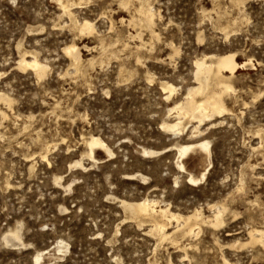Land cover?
Returning a JSON list of instances; mask_svg holds the SVG:
<instances>
[{
  "label": "rangeland",
  "instance_id": "374dc122",
  "mask_svg": "<svg viewBox=\"0 0 264 264\" xmlns=\"http://www.w3.org/2000/svg\"><path fill=\"white\" fill-rule=\"evenodd\" d=\"M69 1L75 17L93 21L103 37L102 65L86 63L98 59L100 36H78L59 0H0V91L12 99L0 102V264H264V247L246 243L251 227L264 228V0H147L157 36L143 30V49L128 36L137 27L120 21L138 16V0ZM72 40L97 46L81 50L84 74L62 51ZM171 45L178 49L172 57ZM32 50L47 65L41 78L18 67L20 54ZM228 51L246 63L223 94L228 111L202 123L195 137L196 122L185 120L179 134L162 128L167 108L195 84L194 60ZM165 81L176 88L168 99ZM90 134L113 154L97 149L96 162L84 155ZM202 138L210 140L211 162L190 154L187 169L205 175L188 181L173 144ZM81 158L83 168L70 166ZM142 197L184 215L200 208L210 216L212 204L227 209L221 226L201 224L177 246L125 216L119 200ZM15 228L24 244L12 247L2 234ZM37 252L43 257L35 262Z\"/></svg>",
  "mask_w": 264,
  "mask_h": 264
},
{
  "label": "bare ground",
  "instance_id": "6f19581e",
  "mask_svg": "<svg viewBox=\"0 0 264 264\" xmlns=\"http://www.w3.org/2000/svg\"><path fill=\"white\" fill-rule=\"evenodd\" d=\"M59 1L62 7L63 14L68 16L69 21L72 27L75 28L76 34L78 36H90L93 34L100 36L98 43V59L92 56L87 59L86 63L91 67H93L96 62H98L99 65H102L106 55L105 51L109 49H107V45H105L103 37L99 35L94 22L87 18H83L81 20L77 19L72 9L70 8L73 3L69 0ZM118 1L120 4L125 6L129 0ZM138 1L139 5L135 7V11L138 12V16L132 15L127 20L120 18V21L122 23L126 22V25L137 27L136 32L129 33L128 36L132 39H138L140 41V44L136 46L137 49H140L148 45L149 43V41L143 38V30H147L149 32L150 39L154 36H157V33H155L153 29L154 20L156 18L155 11L152 9V6H149L147 0ZM220 14L221 13H218V16H220ZM112 27L113 24L111 22L110 28ZM227 27H229L228 24ZM122 45L126 48L128 46V43L123 41ZM83 48L86 50H91L93 48H97V46H89L87 44H82L81 46H79V44L75 40H72L69 44H65L62 47V51L65 56L69 59V64L72 66V69L75 73H85L83 71V62L85 61H83L81 55V50ZM32 52L33 50L30 54L32 56H29V54L26 55L27 51L20 54L19 60L17 62L18 67L30 68L37 78H41L46 73L47 65L42 63L41 60L39 61L36 56L37 54L33 55ZM176 53H178L177 47L171 45V52L169 56L172 57ZM137 60H140V56H137ZM193 64V81L195 82L194 86L187 87L186 92L182 95V97L179 100H175L173 105L167 108V118L163 119L161 122V127L171 131L173 134H179L183 131L185 120H187L188 123L196 122V124L191 128L190 137H195L202 133L203 130L200 127L202 123L214 120L216 117L221 116L224 112L228 111L227 107L223 102V94L233 90L232 82H230V80H232L231 77L235 75L239 67H243V65L246 66V63L237 61L236 53L234 51H228L222 54H205L199 58H196ZM125 70L126 68L124 64H120L118 68V73L120 75H123L124 77V75L126 74ZM129 74L131 75V73ZM160 86L162 87L163 92L167 93L165 96L166 99H168L170 95L176 90L174 85L166 81L162 82ZM197 94H200L199 99L195 97ZM11 101L12 99L7 94L0 91V102H3L4 104L9 106L11 104ZM4 116V111L0 109V117ZM168 118H171V120H169ZM210 123L215 124L216 120L211 121ZM83 141L87 149L84 155L88 156L95 162L98 159L96 157L97 149L104 150L105 154L109 156L113 154L110 147L99 135L90 134L88 137H84ZM173 146L176 148L177 153L175 165L179 169L184 170L185 172L187 171V180L197 182L200 181V179L204 178L205 171L201 172L200 176L195 174L196 171L194 173L187 169L184 159L186 160V158L190 154H199L201 155L200 163H202L203 165L209 164L211 162L210 140L202 138L187 143L173 144ZM167 149L168 147H165L160 150L144 148L142 151L144 154H154L163 153ZM42 157L45 158L46 155L44 154L42 155ZM82 158L73 161L70 166H79L83 168L84 165L82 162ZM128 175L134 176L137 174L132 173ZM139 176L140 178H147L142 174H139ZM54 179L57 183H60L61 177H55ZM174 182L177 183L178 180L175 179ZM240 182H242V179H240ZM68 187L69 184L67 185V188ZM119 202L120 206L126 213V217H129L132 220L134 219L139 225L143 224L144 222H148L149 228L147 232L152 234L154 238H156L160 242L169 241L171 244L178 243L177 246L179 245L178 240L180 237L188 236L192 233H195V228L199 227L201 224H209L214 228L221 226L224 222L223 215L227 209L226 205L223 203L212 204L210 207L213 208V212L211 211L212 214L210 216L204 215L202 209L200 208H194L189 213L184 215L177 212H173L167 204L162 206L160 204V201L155 198L142 197L136 200L120 199ZM173 221H175V226L171 230L168 227ZM248 239L249 240L246 243H260V245L264 247V228L251 227L248 230ZM22 240L18 228L8 229L2 234V241L12 247L15 245L24 244ZM63 247L64 246L62 245V243L59 242L58 250L60 251V249ZM42 252H37L35 254V262L39 261V259L43 257ZM168 264H171V262L169 261Z\"/></svg>",
  "mask_w": 264,
  "mask_h": 264
}]
</instances>
